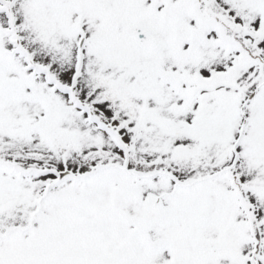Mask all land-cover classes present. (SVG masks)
<instances>
[{
	"label": "snow or ice",
	"instance_id": "snow-or-ice-1",
	"mask_svg": "<svg viewBox=\"0 0 264 264\" xmlns=\"http://www.w3.org/2000/svg\"><path fill=\"white\" fill-rule=\"evenodd\" d=\"M0 264H264V0H0Z\"/></svg>",
	"mask_w": 264,
	"mask_h": 264
}]
</instances>
